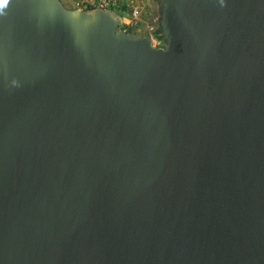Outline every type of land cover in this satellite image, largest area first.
Segmentation results:
<instances>
[{
    "label": "water",
    "instance_id": "obj_1",
    "mask_svg": "<svg viewBox=\"0 0 264 264\" xmlns=\"http://www.w3.org/2000/svg\"><path fill=\"white\" fill-rule=\"evenodd\" d=\"M0 0V264H264V0Z\"/></svg>",
    "mask_w": 264,
    "mask_h": 264
},
{
    "label": "built area",
    "instance_id": "obj_2",
    "mask_svg": "<svg viewBox=\"0 0 264 264\" xmlns=\"http://www.w3.org/2000/svg\"><path fill=\"white\" fill-rule=\"evenodd\" d=\"M61 2L69 9L114 11L122 18L121 31L149 37L151 47L155 49L162 45L156 0H61Z\"/></svg>",
    "mask_w": 264,
    "mask_h": 264
},
{
    "label": "rangeland",
    "instance_id": "obj_3",
    "mask_svg": "<svg viewBox=\"0 0 264 264\" xmlns=\"http://www.w3.org/2000/svg\"><path fill=\"white\" fill-rule=\"evenodd\" d=\"M153 8H154V6H153ZM139 33H142L141 31H139Z\"/></svg>",
    "mask_w": 264,
    "mask_h": 264
}]
</instances>
